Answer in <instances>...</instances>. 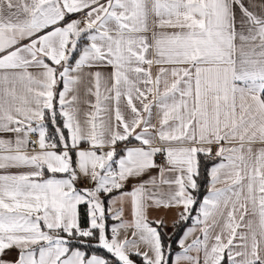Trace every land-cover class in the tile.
Returning a JSON list of instances; mask_svg holds the SVG:
<instances>
[{
  "label": "snow or ice",
  "instance_id": "1",
  "mask_svg": "<svg viewBox=\"0 0 264 264\" xmlns=\"http://www.w3.org/2000/svg\"><path fill=\"white\" fill-rule=\"evenodd\" d=\"M201 259L264 264V0H0V264Z\"/></svg>",
  "mask_w": 264,
  "mask_h": 264
},
{
  "label": "crops",
  "instance_id": "2",
  "mask_svg": "<svg viewBox=\"0 0 264 264\" xmlns=\"http://www.w3.org/2000/svg\"><path fill=\"white\" fill-rule=\"evenodd\" d=\"M73 18H76V17H73ZM154 20H156V17L154 16V15H151L150 17H149V25H150V27H152V22L154 21ZM81 26H83V25H81ZM148 35H149V38L151 39V32H149L148 33ZM84 42H86V41H84ZM33 71H35V70H33ZM101 71L104 73V75L105 76H107L112 70H111V68H104V69H101ZM156 71H157V69H156V67H154L153 68V74L155 75V73H156ZM78 88H79V90H80V97H81V102H80V104H79V107H80V119H81V121H83L84 120V112L85 111H88L89 110V108H88V105L87 104H85L83 101L85 100V99H88V100H94V97H91V96H88V97H85V95H84V88H85V85L84 84H81V85H78ZM139 106V105H138ZM121 108H122V110L125 112V115H126V117L128 116V112H127V110L124 108V105H123V103L121 104ZM155 109H153V112L155 113ZM153 123H156V124H158V118H156L155 117V115H154V118H153V121H152ZM137 142L136 141H132V145H135ZM124 145L123 144H118L117 145V147H118V149L119 148H122ZM257 147H258V145H257ZM8 171H10V172H16V171H19L18 169H9ZM153 174H155V173H153ZM144 179H147V176H145L144 177ZM80 187H90L91 186V184L90 183H88V182H84V183H82V184H80L79 185ZM131 187V184H129L128 185V188H130ZM217 187L218 188H222V187H225V185L224 184H217ZM226 211L227 210H225V216H226ZM161 217H163L164 219H165V221H166V226L164 227V229H166V231L167 232H171V230L173 229V226H174V224H173V221L176 219V210L175 209H173V210H171V211H164V210H160V211H152L151 213H150V219H159V218H161ZM126 219H130V215H128L127 213H126V217H125ZM219 220H220V225L219 226H217L214 230H213V232H212V235H215L217 232H219L220 230H221V226H222V224H223V219L224 218H218ZM248 218L246 217V220H247ZM114 223H116V222H114ZM209 223H211V221H209ZM238 231H245V229H239ZM129 235H130V233H129ZM197 235H200V233L198 232L197 233ZM187 243H191V240L189 239L188 241H187ZM179 251H181V249L180 250H178V252ZM191 255H195V253H191ZM15 256H16V253L15 252H13L12 253V257L11 258H15ZM201 264H203V260L201 259Z\"/></svg>",
  "mask_w": 264,
  "mask_h": 264
},
{
  "label": "trees",
  "instance_id": "3",
  "mask_svg": "<svg viewBox=\"0 0 264 264\" xmlns=\"http://www.w3.org/2000/svg\"><path fill=\"white\" fill-rule=\"evenodd\" d=\"M51 130V129H50ZM202 187H201V191H200V197L202 199L203 195L206 194L207 192V182L206 181H202L201 182ZM193 215H195V213H193ZM115 221H111L109 220V225H111L112 223H114ZM192 221H188L186 223H181L179 225H175L173 226V229L171 230V232H167L166 229H163V232L165 233L166 237L170 236L171 240H165L166 243H171L172 244V251L173 253L177 252L178 250H180V248L178 247L177 241L181 238V236L183 235V231L191 226Z\"/></svg>",
  "mask_w": 264,
  "mask_h": 264
},
{
  "label": "built area",
  "instance_id": "4",
  "mask_svg": "<svg viewBox=\"0 0 264 264\" xmlns=\"http://www.w3.org/2000/svg\"><path fill=\"white\" fill-rule=\"evenodd\" d=\"M31 139H32V140H36V139H37V136H36L35 134H33V135L31 136ZM160 159H162V158H158V160H157L158 163L160 162Z\"/></svg>",
  "mask_w": 264,
  "mask_h": 264
},
{
  "label": "rangeland",
  "instance_id": "5",
  "mask_svg": "<svg viewBox=\"0 0 264 264\" xmlns=\"http://www.w3.org/2000/svg\"><path fill=\"white\" fill-rule=\"evenodd\" d=\"M196 235H197V233H196ZM190 240H191V238H190ZM178 252V251H177ZM176 253V252H175Z\"/></svg>",
  "mask_w": 264,
  "mask_h": 264
}]
</instances>
